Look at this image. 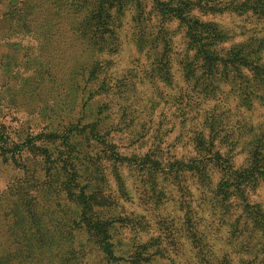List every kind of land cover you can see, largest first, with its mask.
Returning a JSON list of instances; mask_svg holds the SVG:
<instances>
[{
    "label": "trees",
    "instance_id": "trees-1",
    "mask_svg": "<svg viewBox=\"0 0 264 264\" xmlns=\"http://www.w3.org/2000/svg\"><path fill=\"white\" fill-rule=\"evenodd\" d=\"M27 5L34 8L31 23L38 25L39 33L47 35L45 42L55 48L59 56L62 53L64 57L67 50L65 59L69 60L71 52L75 51L77 63L84 62L86 54L91 56L87 76L81 75L75 80V86L81 100L86 96V105L91 100H96L97 104L102 100L106 114L104 125L103 119L99 125L95 117L88 123H80V120L65 123L61 117V135L52 131L43 139H33L45 145L42 149L45 168L53 165L57 170L55 191L75 196L81 219L76 224L77 231L88 236L82 244L81 259L91 251L88 244L91 243L106 263L125 259L129 264H153L154 260L177 264L176 259L164 253L159 240L137 245L123 243L114 237L119 225L108 217H100V204L94 197L99 185L110 173L121 181L118 168L128 166L140 171L146 182L163 177V181L172 183L178 192L186 193L188 198L182 196L185 198L181 199L180 208L184 211L185 230L195 250L197 264H233V254L238 264H264V210L259 203L249 201L252 191L264 184L263 133L246 128L242 135L247 156L245 164L235 166L231 153L235 147L220 136L222 119L215 116V111L204 117L201 127L190 131V141H185L189 147L187 152L194 155L177 157L164 151L159 134L146 143L143 137L147 129L131 117L126 106L124 128L129 137L125 138L133 150L123 154L114 139L119 129L113 127L107 101L114 98L122 108L121 103L127 100L130 89L128 83L117 81L113 85L105 70L109 63H105L106 57L117 53L121 47V28L123 21L129 18L130 40L151 67L153 81H168L166 84L171 85L172 68L176 64L189 92L197 97L211 99L226 92L239 107L249 108L260 95L257 89L264 88V35H249L232 42L233 35L228 29L204 17L254 16L264 20V0H36L32 3L30 0ZM171 98H180L182 103L191 99L175 95ZM49 137L59 139L54 144ZM17 144L5 131H0V149L8 151ZM164 185L160 191L153 188L147 202L158 203V196L164 195L161 193ZM193 200L199 202L202 211L219 213L225 229L224 242L231 252L217 254L207 232L193 228L189 215ZM68 229H73V225ZM61 238L69 241L68 237ZM117 244H121L125 257L115 255ZM44 245L48 246V242ZM123 246L128 249L124 251ZM35 253L36 250L29 248L6 253L0 256V264H41L40 255Z\"/></svg>",
    "mask_w": 264,
    "mask_h": 264
},
{
    "label": "rangeland",
    "instance_id": "rangeland-1",
    "mask_svg": "<svg viewBox=\"0 0 264 264\" xmlns=\"http://www.w3.org/2000/svg\"><path fill=\"white\" fill-rule=\"evenodd\" d=\"M29 1L0 0V131H5L12 142L18 143L8 151L0 149V256L29 248L37 251L41 264H129L125 259L106 263L91 243H88L91 251L81 259L82 244L88 236L77 231L76 224L81 219L75 196L55 191L57 170L48 164L50 168H45L42 155L45 145L33 140L43 139L52 131L61 135V117L65 123L77 120L88 123L95 117L99 125H104L106 114L102 100L99 104L91 100L86 105V96L81 100L75 86V80L81 75L87 76L91 56L86 54L84 62L78 63L75 51L71 52L69 60L65 59L67 50L64 57L62 53L59 56L55 48L45 42L47 35L39 33L38 25L31 23L34 8H29ZM204 19H212L228 29L233 35L232 42L249 35H264V20L254 16L220 15ZM130 33L131 23L126 18L120 32L121 47L117 53L106 57L105 62H109L105 70L111 83H128L130 89L127 100L121 103L122 108L114 98L107 101V113L113 127L119 129L114 139L121 153L133 150L125 138L129 137L124 128L126 106L131 117L147 129L143 140L149 144L159 134L164 151L177 157L194 155L187 152L189 147L185 141H190V131L201 127L204 117L216 111L215 116L222 119L220 136L235 147L231 152L234 165H244L247 156L242 135L246 128L251 127L264 137V88L258 86L260 95L253 99L251 107L244 108L226 92L211 99L189 92L176 64L172 68L171 85L166 84L168 81H153L151 67L132 45ZM172 95L191 99L182 103L180 98L172 100ZM178 131H182L181 134ZM58 139L49 137L54 144ZM118 174L121 181L110 173L94 195L100 204V217H108L119 225L114 237L131 245L159 240L164 253L176 259L177 264H197L195 250L185 230L184 211L180 208L186 193L178 192L179 189L163 181V177L146 182L145 176L132 167H119ZM162 185L164 195L158 196V203L147 202L151 190L160 191ZM252 192L249 201L259 203L264 210V184ZM198 204L193 200L189 206L193 228L207 232L217 254L231 252L224 242L225 229L219 213L202 211ZM70 225L73 229L69 230ZM61 237H68L69 241ZM44 242H48V246ZM123 249L128 248L123 246ZM114 251L119 257L126 256L121 253V244H117ZM232 257L233 264H238L236 254ZM153 264H164V260H154Z\"/></svg>",
    "mask_w": 264,
    "mask_h": 264
}]
</instances>
